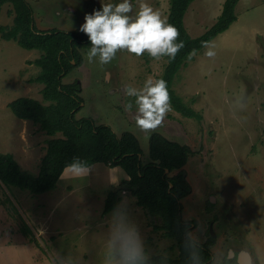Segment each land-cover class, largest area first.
Masks as SVG:
<instances>
[{"label":"rangeland","instance_id":"374dc122","mask_svg":"<svg viewBox=\"0 0 264 264\" xmlns=\"http://www.w3.org/2000/svg\"><path fill=\"white\" fill-rule=\"evenodd\" d=\"M39 30L73 31L84 16L100 10L104 3L121 0H27ZM225 0H194L184 16V27L195 38L214 24ZM149 4L167 20L169 0H131L133 13L139 3ZM10 4L2 7L0 27L12 24ZM236 20L211 42L216 56L209 59L202 48L183 66L172 88L182 101L201 115L185 118L172 109L156 132L170 141L188 146L192 155L184 167L190 193L181 201L183 220L193 236L204 243L213 224L211 247L215 264L229 250L251 254L252 264H264V0H238ZM89 49L80 48L82 64L62 79L78 80L81 109L75 118L90 117L110 126L120 136L133 133L147 160L149 136L137 130L134 114L125 105L126 86L142 88L148 78L162 74L167 57L153 59L147 53L136 57L119 51L111 63L101 67L88 63ZM40 51L27 50L0 33V153H10L20 168L32 175L40 171L48 136L32 122L17 118L8 102L29 97L43 101L42 84L31 82L40 68L32 61ZM244 90L247 104L236 110L237 95ZM91 173L70 178L63 172L55 190L32 194L0 182V264H64L72 257L79 264H102L109 225L114 214L125 213L144 240L151 256L176 257L175 240L154 229L160 224L137 206L121 180L126 173L102 163L90 165ZM176 173V172H175ZM172 173L170 175H173ZM118 181V186L112 183ZM118 190L121 201L102 215L107 193ZM214 208L207 212V201ZM217 217L212 222L213 217Z\"/></svg>","mask_w":264,"mask_h":264},{"label":"trees","instance_id":"16d2710c","mask_svg":"<svg viewBox=\"0 0 264 264\" xmlns=\"http://www.w3.org/2000/svg\"><path fill=\"white\" fill-rule=\"evenodd\" d=\"M193 1L169 0L167 22L179 30V40L184 42L185 47L175 60L168 62L167 59L162 74L156 80L164 79L167 82L174 111L185 118L200 119L201 115L175 93L173 81L180 69L188 63L189 52L193 49L199 52L203 48L202 41H212L236 20L235 6L238 0H225L214 24L195 38L189 36L183 22ZM6 4H10L13 17L11 26L0 27L2 38L16 41L24 49L40 51V57L32 61L40 68V73L31 82L43 85L42 102L19 97L8 102L7 107L17 118L32 122L46 135L60 136L47 141L46 153L37 175L23 171L10 153H0V182L7 187L41 194L57 188L65 165L73 157H79L89 166L102 163L110 168L119 167L127 176L120 184L127 187L137 206L148 216L159 220L160 224L154 229L162 230L165 237L175 240L178 255L167 256L166 260L162 259L163 254L151 255V264H192L189 250L184 247L190 226L183 220L181 205L183 198L190 193L183 172L192 155L191 149L154 132L148 139L147 160L143 161L140 159L141 146L133 133L125 131L117 136L110 126L98 125L90 117L76 119L75 114L81 109V85L78 80L63 84L62 79L82 64L79 49H90L88 37L79 28L73 31L39 30L27 0H0V12ZM172 173L175 174L170 175ZM120 201L118 190L109 191L104 200L102 215L114 210ZM213 208L208 200L207 212L210 213ZM216 219L214 216L211 221L215 222ZM186 225L189 227L186 228ZM214 242L215 237L208 231L205 242L199 243L202 264H212L211 247ZM219 264H223V260Z\"/></svg>","mask_w":264,"mask_h":264},{"label":"clouds","instance_id":"9594fccd","mask_svg":"<svg viewBox=\"0 0 264 264\" xmlns=\"http://www.w3.org/2000/svg\"><path fill=\"white\" fill-rule=\"evenodd\" d=\"M132 13L131 0H121L115 4L104 3L100 10H93L91 14L84 16V23L80 25L79 31L88 37L91 45L86 53L88 63L98 62L103 67L111 63L119 51H127L136 57L147 53L153 59L167 57L168 62L175 60L185 47L184 42L179 40V30L147 3L140 2L138 12L135 15ZM201 47L206 49V57L215 58L213 42L202 41ZM195 55L196 50L193 49L188 53L187 59L190 61ZM124 92L127 97L134 98L125 105V110L131 112L135 105L134 121L138 131L150 136L163 127L167 114L172 111L167 82L164 79L148 78L142 88L126 86ZM237 99L236 110H243L247 104L246 92L242 90ZM64 172L70 178H83L90 175L91 167L79 157H73L65 165ZM112 183L118 186L115 179ZM186 235L188 240L184 247L189 250V260L192 264H202L199 239L190 231ZM240 254L233 253L231 260L225 255L222 258L223 264H236ZM243 254L248 255L251 260V254ZM166 258L167 253L162 259ZM60 259L64 264H79L72 257ZM215 260L216 258L213 264ZM102 264H151L137 226L128 221L125 213L113 216V223L109 225L105 241Z\"/></svg>","mask_w":264,"mask_h":264},{"label":"water","instance_id":"95a60500","mask_svg":"<svg viewBox=\"0 0 264 264\" xmlns=\"http://www.w3.org/2000/svg\"><path fill=\"white\" fill-rule=\"evenodd\" d=\"M166 172H168V171L166 170ZM183 176L185 177V173L184 172H183ZM170 187H171V185H170ZM209 231H210V234H211L212 237L215 236V234L213 232V229H212V225H210ZM233 253H235L233 250H229L228 258H232ZM239 253H241V254L238 256V259H237V263L238 264H251V260H249L248 255L243 254V253H248V252L243 250V252L240 251Z\"/></svg>","mask_w":264,"mask_h":264},{"label":"flooded vegetation","instance_id":"af4514ba","mask_svg":"<svg viewBox=\"0 0 264 264\" xmlns=\"http://www.w3.org/2000/svg\"><path fill=\"white\" fill-rule=\"evenodd\" d=\"M211 223H213V221L210 222V224H211ZM212 229H213V224H212ZM214 234H215V233H214ZM213 237H214V236H213ZM236 251H237V250H234L235 253H239V252H240V251H238V252H236ZM251 264H252V263H251Z\"/></svg>","mask_w":264,"mask_h":264}]
</instances>
